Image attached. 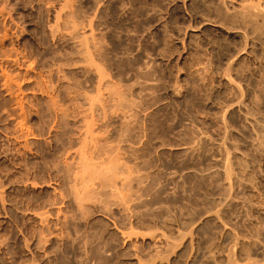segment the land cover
I'll list each match as a JSON object with an SVG mask.
<instances>
[{"label": "rangeland", "instance_id": "rangeland-1", "mask_svg": "<svg viewBox=\"0 0 264 264\" xmlns=\"http://www.w3.org/2000/svg\"><path fill=\"white\" fill-rule=\"evenodd\" d=\"M263 5L0 0V264H264Z\"/></svg>", "mask_w": 264, "mask_h": 264}, {"label": "bare ground", "instance_id": "bare-ground-1", "mask_svg": "<svg viewBox=\"0 0 264 264\" xmlns=\"http://www.w3.org/2000/svg\"><path fill=\"white\" fill-rule=\"evenodd\" d=\"M250 1H251V0H250ZM256 1H258V0H256ZM262 1H264V0H262ZM259 2H260V0H259ZM256 3H258V2H256ZM259 4H260V3H259ZM260 5H261V4H260ZM254 6H256V5H254ZM258 6H259V5H258ZM263 6H264V5H263ZM251 7H252V4H251L250 8H251ZM256 7H257V6H256ZM256 7H254V8L252 7V9H254V10H253L254 12H256V13L258 12V13H259L260 11H261V12L263 11V10H261L262 7H261V9H260V8H256ZM259 7H260V6H259ZM255 8H256V9H255ZM246 9L249 10V8H247V5H246ZM263 9H264V8H263ZM248 10H247V11H248ZM255 10H256V11H255ZM259 10H260V11H259ZM0 11H3V10L0 9ZM248 12H249V11H248ZM254 12H251V13L253 14ZM261 12H260V13H261ZM0 13H1V12H0ZM258 13H257V14H258ZM254 14H255V13H254ZM254 14H253V15H254ZM258 15H259V14H258ZM258 15H256V16H258ZM0 16H4V15L2 14V15H0ZM4 17H5V16H4ZM262 17H264V16H262ZM4 19L7 20L6 17H5ZM263 20H264V19H263ZM263 20H262V21H263ZM263 23H264V22H263ZM3 24H6V22H4ZM261 24H262V23H261ZM5 27H6V25H4V27H3L4 30L6 31ZM3 34H4L5 38H6V36H7V31H6L5 33H3ZM2 37H3V35L1 36V38H2ZM1 38H0V39H1ZM2 39H3V38H2ZM1 41L3 42V40H1ZM2 42H1V43H2ZM83 42H84V41H83ZM85 42L87 43V41H85ZM85 42H84V43H85ZM84 43H82V44H84ZM85 45H86V44H85ZM85 45H82V47L84 46V47L87 48V46H85ZM84 47H83V49H84ZM82 52H83V51H82ZM83 57H85V56H83ZM86 58H87V57H86ZM87 59H88V58H87ZM5 73H6V71L4 72V74H5ZM6 75H8V76H6ZM6 75H5V76L8 78L7 81H8V80L10 81V80H11V79L9 78L10 75H9V74H6ZM5 76H4V77H5ZM9 81H8V82H9ZM11 84H12V81H10V84L8 83L9 86H11ZM12 85H13V84H12ZM11 87H12V86H11ZM11 87H10V88H11ZM79 158H80V156H79ZM82 158H83V157H82ZM83 159H84V158H83ZM84 161H85V162H88V161H86L85 159H84V160H81V162H84ZM85 162L82 163V164H85ZM89 163H90V161H89ZM82 164H81V165H82ZM114 164H115V163H114ZM82 166H83V165H82ZM113 166H115V165H113ZM116 166H117V165H116ZM116 166H115L114 168H113V167H112V168L109 167L108 169H113V171H115L116 174H117L118 172H120V171H119L120 168H119V167H116ZM83 167L86 168V169L88 170V172L84 171V173H85V172H86V173H85V174L83 175V177H82L83 180H85V178H87V177H85V176H90L91 174L95 173L96 170H98V169H95L94 166H92V168L95 169V170H93V169L90 167V164H88V163H86L85 166H83ZM83 167H82V168H83ZM121 168H122V167H121ZM114 169H116V170H114ZM117 169H118V170H117ZM124 169H125V170H124ZM120 170L122 171V172H120V174H121V173L125 172L127 169H126L125 166H123V168L120 169ZM111 171H112V170H111ZM98 172H101V171H98ZM98 172H97V173H98ZM115 172H114V174H115ZM97 173H96V176H97ZM98 174H100V173H98ZM116 174H115V175L112 174V175L114 176L115 183H117V182H116V181H117L116 179H117L118 177H119V178H118V182L122 181L123 179L121 178V176H116ZM118 174H119V173H118ZM94 176H95V175H94ZM84 177H85V178H84ZM120 178H121V179H120ZM112 179H113V178H112ZM119 179H120V181H119ZM124 180H126L125 177H124ZM110 181H111V180H110ZM126 181H127V180H126ZM126 181H125V182H126ZM125 182H124V183H125ZM126 183H127V182H126ZM117 184H118V183H117ZM119 184H123V183L120 182ZM127 184H128V183H127ZM127 184H126V185H127Z\"/></svg>", "mask_w": 264, "mask_h": 264}]
</instances>
